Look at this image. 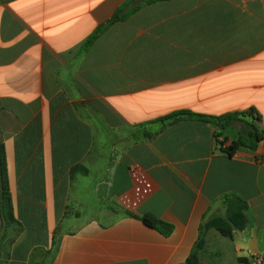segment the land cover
I'll return each instance as SVG.
<instances>
[{
    "label": "crops",
    "instance_id": "obj_1",
    "mask_svg": "<svg viewBox=\"0 0 264 264\" xmlns=\"http://www.w3.org/2000/svg\"><path fill=\"white\" fill-rule=\"evenodd\" d=\"M142 1L0 0V143L23 229L0 217V264H187L227 197L248 226L208 231L201 264L264 258V140L229 157L210 123L134 137L182 110L254 108L264 132V0L145 4L83 51Z\"/></svg>",
    "mask_w": 264,
    "mask_h": 264
},
{
    "label": "trees",
    "instance_id": "obj_2",
    "mask_svg": "<svg viewBox=\"0 0 264 264\" xmlns=\"http://www.w3.org/2000/svg\"><path fill=\"white\" fill-rule=\"evenodd\" d=\"M135 0H130L133 3ZM168 0H143L138 6L134 7L129 13L123 14V9L118 10L115 15L106 23L100 25L88 38L83 45V51L91 47L110 27L117 22L127 19L130 15L141 9L142 5L151 4ZM182 121H200L210 123L216 127L214 139L217 149L223 151L227 156L233 157L239 151H255L260 143L264 140V132L261 128L262 117L256 109L250 108L242 112H230L220 116L197 114L192 111L182 110L169 114L157 121L151 122L145 126L141 135H135V139L151 140L155 138L166 127L174 125ZM150 126L149 129L147 127ZM226 127H233L239 133L235 140H231L225 135ZM230 141V145L226 143ZM0 169L1 183L0 190V217L11 225L14 231L19 235L22 232V226L19 224L13 214L12 197L9 191V179L7 169V158L3 143H0ZM229 210L225 217L215 216L207 220L200 226L199 238L195 245V249L187 264H201L200 253L206 244V235L208 231L214 229L222 236L232 239L235 231H244L247 226V218L245 215L246 204L240 199L228 198ZM142 221L151 228H154L164 235H170L173 227L151 215L142 217Z\"/></svg>",
    "mask_w": 264,
    "mask_h": 264
},
{
    "label": "water",
    "instance_id": "obj_3",
    "mask_svg": "<svg viewBox=\"0 0 264 264\" xmlns=\"http://www.w3.org/2000/svg\"><path fill=\"white\" fill-rule=\"evenodd\" d=\"M224 133L230 139L235 140L237 138L239 132L233 127H226L224 130Z\"/></svg>",
    "mask_w": 264,
    "mask_h": 264
},
{
    "label": "rangeland",
    "instance_id": "obj_4",
    "mask_svg": "<svg viewBox=\"0 0 264 264\" xmlns=\"http://www.w3.org/2000/svg\"><path fill=\"white\" fill-rule=\"evenodd\" d=\"M13 236V233L10 232L9 238L11 239V237ZM224 253V248L222 249V251ZM217 262H214L212 264H226V262H228V260H226L225 255L223 254L222 256L217 257ZM208 263H210V261H207Z\"/></svg>",
    "mask_w": 264,
    "mask_h": 264
},
{
    "label": "built area",
    "instance_id": "obj_5",
    "mask_svg": "<svg viewBox=\"0 0 264 264\" xmlns=\"http://www.w3.org/2000/svg\"><path fill=\"white\" fill-rule=\"evenodd\" d=\"M255 264H264V258H258V259H255L254 261Z\"/></svg>",
    "mask_w": 264,
    "mask_h": 264
}]
</instances>
